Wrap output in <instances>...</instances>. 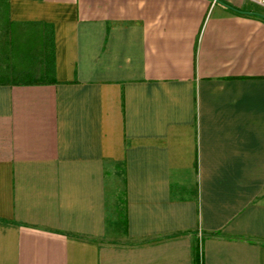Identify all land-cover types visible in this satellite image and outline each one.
I'll use <instances>...</instances> for the list:
<instances>
[{"label": "crops", "instance_id": "crops-1", "mask_svg": "<svg viewBox=\"0 0 264 264\" xmlns=\"http://www.w3.org/2000/svg\"><path fill=\"white\" fill-rule=\"evenodd\" d=\"M0 73V264H264L257 0H0Z\"/></svg>", "mask_w": 264, "mask_h": 264}, {"label": "trees", "instance_id": "trees-1", "mask_svg": "<svg viewBox=\"0 0 264 264\" xmlns=\"http://www.w3.org/2000/svg\"><path fill=\"white\" fill-rule=\"evenodd\" d=\"M202 257V248L201 245L198 246V248H196V260L200 261Z\"/></svg>", "mask_w": 264, "mask_h": 264}, {"label": "built area", "instance_id": "built-area-1", "mask_svg": "<svg viewBox=\"0 0 264 264\" xmlns=\"http://www.w3.org/2000/svg\"><path fill=\"white\" fill-rule=\"evenodd\" d=\"M218 0H213V3H216ZM261 5L264 6V0H257Z\"/></svg>", "mask_w": 264, "mask_h": 264}, {"label": "rangeland", "instance_id": "rangeland-1", "mask_svg": "<svg viewBox=\"0 0 264 264\" xmlns=\"http://www.w3.org/2000/svg\"><path fill=\"white\" fill-rule=\"evenodd\" d=\"M0 76H3V75H1V73H0ZM3 78V77H2Z\"/></svg>", "mask_w": 264, "mask_h": 264}]
</instances>
